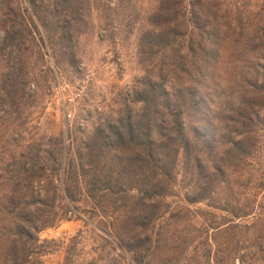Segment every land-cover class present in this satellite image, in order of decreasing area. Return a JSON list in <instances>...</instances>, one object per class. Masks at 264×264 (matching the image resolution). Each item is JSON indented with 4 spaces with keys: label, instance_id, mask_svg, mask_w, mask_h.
Segmentation results:
<instances>
[{
    "label": "trees",
    "instance_id": "16d2710c",
    "mask_svg": "<svg viewBox=\"0 0 264 264\" xmlns=\"http://www.w3.org/2000/svg\"><path fill=\"white\" fill-rule=\"evenodd\" d=\"M155 1L137 44L146 75L118 116L89 132L76 159L66 162L61 147L44 150L52 161L50 173L62 174L63 193L57 199L46 190L34 196L28 192L31 184L39 188L46 179L38 151L28 166L22 163L29 175L11 183L7 179L5 201L0 202V264H44L38 232L55 223L59 201L66 206L65 201L78 200L81 187L87 197L103 202L102 213L107 205L110 214L126 210L113 234L115 264L117 259L125 264H176L183 259L186 264H264V0ZM124 3L0 0V61L8 60L11 71L8 83L0 84V103L20 104L18 92L25 85L14 80L21 77L22 50L29 40L43 33L73 61L72 39L88 27L92 11L103 21L101 31L111 35L131 26L129 14L126 23L115 18ZM38 40V46L44 44L41 36ZM222 53L233 69L214 114L215 153L216 145L198 127L188 130L186 119L201 101L196 85L212 77ZM179 157L194 199L220 194L217 200L223 203L209 204L223 214L205 211L211 230L206 228V237L195 243L179 238L184 226L177 234V223H183L184 207L168 200L175 195ZM68 253L63 264H70Z\"/></svg>",
    "mask_w": 264,
    "mask_h": 264
},
{
    "label": "rangeland",
    "instance_id": "374dc122",
    "mask_svg": "<svg viewBox=\"0 0 264 264\" xmlns=\"http://www.w3.org/2000/svg\"><path fill=\"white\" fill-rule=\"evenodd\" d=\"M123 1L125 6L115 18L126 23V14H129L133 18L131 26H123L111 35L109 31H101L103 21L92 11L87 19L88 27L72 39L73 61H67L69 54L52 47L43 33L26 43L27 49L22 50L25 65L21 77L14 80L25 85L24 92H18L20 104L8 107L0 103V202L5 201L7 179L11 183L30 174L29 169L22 171V163L28 166L30 159L34 161L36 151L39 162L46 168V179L39 188L31 184L28 192L34 196L46 190L49 196L55 194L58 199V194L63 193L62 174L50 173L52 161L44 150L61 147L66 162L68 158L76 159V150L89 132L105 120L116 118L121 104L137 90V82L146 75L145 65L138 58V37L146 29V17L155 9L156 1ZM110 16L114 17L113 14ZM40 36L44 44L38 46ZM224 55L222 53L220 63L213 67L212 77L196 85L201 101L186 119L188 130L198 127L205 140L216 145L215 153L218 151V133L214 114L232 81L229 72L233 66L229 64L227 54ZM10 72L8 60L0 61V84L8 83ZM188 85L195 86L190 81ZM182 160L179 157L175 195L168 200L171 206L178 203L184 207L180 212L183 223H177V234L184 226V234L179 238L195 243L206 237V228L209 233L211 230L207 226L211 219L205 211L214 210L218 216L223 214L209 204L219 206L217 203H223L217 200L220 194L194 199L195 195L188 192ZM207 160L211 162L210 155ZM77 196L75 202L65 201L67 207L62 201L57 202V220L38 232L39 258L44 264H63L69 252L70 264H115L113 234L126 210L110 214L111 206L107 205L103 207L107 213H102L103 202L97 203L87 197L84 187L79 189ZM200 227L205 228L203 232L199 231ZM1 252L0 248V255ZM120 262L125 264L117 259V264ZM176 264L186 263L183 259Z\"/></svg>",
    "mask_w": 264,
    "mask_h": 264
}]
</instances>
